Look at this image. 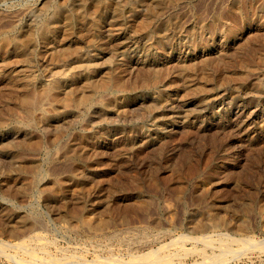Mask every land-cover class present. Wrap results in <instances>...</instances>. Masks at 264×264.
<instances>
[{"label": "rangeland", "instance_id": "obj_1", "mask_svg": "<svg viewBox=\"0 0 264 264\" xmlns=\"http://www.w3.org/2000/svg\"><path fill=\"white\" fill-rule=\"evenodd\" d=\"M41 1L0 0V38L25 36L60 14L69 21L58 35L61 56L54 63L46 61L49 50L38 39L24 55L12 51L0 59V244L42 235L48 256H76L89 264L98 257L125 261L158 252L181 236L193 237L184 242L188 250L200 246L194 238L219 233L264 242V0H45V6ZM81 10L88 16L83 26L76 19ZM149 13L150 36L142 17ZM81 54L89 58L72 64ZM88 61L92 74L85 71ZM58 66L74 72L69 93L61 97L77 89L71 96L81 99L68 109L46 87ZM35 75L30 88L25 82ZM200 84L208 95L199 93ZM24 96L32 100L27 107L35 113L30 134L36 139L15 135L17 121L3 117L14 112L19 119L15 108ZM88 97L92 102L83 107ZM169 106H177L182 119L165 121ZM57 117L61 123H55ZM234 245L240 250L241 244ZM251 249L212 264H264V248ZM194 253L182 263L203 264ZM28 259L40 261L13 248L0 252V264Z\"/></svg>", "mask_w": 264, "mask_h": 264}, {"label": "bare ground", "instance_id": "obj_2", "mask_svg": "<svg viewBox=\"0 0 264 264\" xmlns=\"http://www.w3.org/2000/svg\"><path fill=\"white\" fill-rule=\"evenodd\" d=\"M82 1V0H81ZM104 1V0H103ZM106 1H108V0H106ZM125 1V0H124ZM147 1V0H146ZM148 1H150L152 4L154 3L155 4V2L153 1V0H148ZM153 1V2H152ZM255 1V0H254ZM47 2H49V1H47ZM80 2V1H79ZM83 2V1H82ZM122 2V1H121ZM159 2V1H158ZM218 2V1H217ZM247 2V1H246ZM253 2V1H252ZM45 0L44 1H41L40 2V5H43V6H45ZM84 3V2H83ZM86 3V2H85ZM84 3V4H85ZM127 3V2H126ZM157 3V2H156ZM165 3V2H164ZM78 4V3H77ZM133 4V3H132ZM101 5H102V3H101ZM101 5H99V6H101ZM104 5H107V7H108V5H109V3L108 2H106V4H104ZM185 5V4H184ZM42 6V7H43ZM135 6V5H134ZM133 6V7H134ZM180 6V5H179ZM42 7H41V9H42ZM50 7V6H49ZM80 7V6H79ZM102 7V6H101ZM100 7V8H101ZM106 7V6H105ZM120 7V6H119ZM126 7V6H125ZM191 7V6H190ZM241 7V6H240ZM96 9L97 8V5H92L91 6V8L90 9ZM157 8L159 9V10H161L162 11V8L163 7H161V5L158 3L157 4ZM36 9H37V7H36ZM73 9V8H72ZM109 9V8H108ZM242 9V8H241ZM39 11H40V9H38ZM56 10V9H55ZM87 10H89V9H87ZM115 10V9H114ZM156 10V9H155ZM169 10V9H168ZM37 11V10H36ZM81 11H83V10H81ZM78 12L76 15V19H77V21H79L80 22V24L83 26L84 24H85V22L87 21V17L88 16H86V12ZM106 11V10H105ZM145 11V10H144ZM152 12H153V10H151ZM187 11V10H186ZM243 11V10H242ZM101 12H103V11H101ZM92 13V12H91ZM52 14V13H51ZM88 14V13H87ZM95 14V13H94ZM147 14V13H146ZM146 14H144V16H142V17H145V18H147L148 19V21L145 23V25H144V28H145V30L144 31H146V34L147 35H149L150 34V27L148 26V24H149V22H151L152 21V17H154V14H150V16L149 15H146ZM171 14V13H170ZM201 14V13H200ZM232 14V13H231ZM62 15H64V14H62ZM105 15V14H104ZM129 15V14H128ZM127 15V16H128ZM167 15V14H166ZM240 15V14H239ZM30 16V15H29ZM60 16H61V14H60ZM60 16H58V17H55L54 19H53V21H51L50 23H48V24H45L44 26H42L41 24V26L40 27H37V28H35V27H33L32 29H34L33 31H26V35L25 36H19V37H11L9 34H11V33H9V34H5V35H3V37L2 38H0L1 40H0V42H1V44H0V59L1 60H3V59H5L4 58V56H3V54H6V53H12V51L14 52L13 54H16L17 55V53L18 54H23V53H25V52H27V51H29L30 50V47L31 46H33L34 45V41H37V39H38V41L40 40V42L42 43V45H43V50H45V49H47L46 51H48L49 53V56L47 57V59H46V61L48 62V63H50V61H52L53 60V58H55L57 55V53H58V51H61V50H58L57 51V49H56V43L58 42V35H60L61 34V32H63V29H66L69 25H68V23H64V21H67V22H69L68 21V17L66 18L65 17V19H63L62 17H60ZM71 16V15H70ZM91 16H93V15H91ZM180 16V15H179ZM196 16V15H195ZM33 17V16H32ZM71 17H73V16H71ZM162 17V16H161ZM173 17V16H172ZM171 17V18H172ZM199 17V16H198ZM25 18H27V17H25ZM34 18V17H33ZM92 18V17H91ZM98 18V17H97ZM130 18V17H129ZM144 18V19H145ZM158 18H160V17H158ZM157 18V19H158ZM175 18H177V17H175ZM202 18V17H201ZM204 18V17H203ZM70 19V18H69ZM156 19V18H155ZM164 19V18H163ZM167 19H168V17H167ZM216 19V18H215ZM242 19V18H241ZM94 20V19H93ZM160 20V19H159ZM162 20V19H161ZM200 20V19H199ZM235 20V19H234ZM17 21H19V20H17ZM74 21V20H73ZM73 21L71 22V23H73ZM158 21V20H157ZM162 21H164V20H162ZM186 21V20H185ZM208 21V20H207ZM92 22V21H91ZM91 22H90V24H91ZM121 22V21H120ZM142 22V21H141ZM164 22H166V21H164ZM173 22V21H172ZM184 22V21H183ZM195 22V21H194ZM198 22V21H197ZM225 22H227V21H225ZM42 23V22H41ZM78 23V22H77ZM76 23V24H77ZM95 23V22H94ZM93 23V24H94ZM112 23H114V21L112 22ZM111 23V24H112ZM156 23V22H155ZM154 23V24H155ZM241 23H242V21H241ZM13 24V23H12ZM16 24H18V23H16ZM44 24V23H43ZM110 23H108L107 25H109ZM118 24V23H117ZM151 24H152V22H151ZM158 24V23H157ZM200 24V23H199ZM239 24V23H238ZM78 25V24H77ZM80 25V26H81ZM88 25V24H87ZM120 25V24H119ZM150 25V24H149ZM153 25V24H152ZM156 25V24H155ZM163 25V24H162ZM181 25V24H180ZM202 25V24H201ZM17 26V25H16ZM112 26V25H111ZM193 26V25H192ZM224 26V25H223ZM29 27L30 26H28V29H29ZM93 27V26H92ZM99 26H97V28L96 29H94V30H96V32L99 30V28H98ZM102 26H100V28H101ZM109 27V26H108ZM118 27V26H117ZM161 27V26H160ZM218 27V26H217ZM12 28V27H11ZM151 28H153V26L151 27ZM223 28V27H222ZM10 29V28H9ZM8 29V30H9ZM14 29V28H13ZM31 29V28H30ZM69 29V28H68ZM140 29V28H139ZM143 29V28H142ZM155 29V28H154ZM172 29V28H171ZM2 30V29H1ZM108 30V29H107ZM4 31V30H3ZM5 32H6V30H5ZM70 32L71 31H69V34H70ZM187 32V31H186ZM24 33V32H23ZM65 33V32H64ZM107 33H109V32H107ZM106 33V34H107ZM111 33H112V31H111ZM69 34L67 35V33L65 34V36H68L69 37ZM73 34V33H72ZM153 34V33H152ZM180 34V33H179ZM184 34V33H183ZM94 35V34H93ZM146 35V36H147ZM195 35V34H194ZM193 35V36H194ZM223 35V34H222ZM64 36V37H65ZM98 36V35H97ZM108 36V35H107ZM112 36V35H111ZM141 36V35H140ZM150 36V35H149ZM173 36V35H172ZM1 37V36H0ZM60 37H62V36H60ZM67 37V38H68ZM148 37V36H147ZM152 37V36H151ZM161 37V36H160ZM77 39V38H76ZM62 40H63V38H62ZM71 40V39H70ZM173 40V39H172ZM60 41V40H59ZM64 41V40H63ZM124 41V40H123ZM158 41V40H157ZM61 42V41H60ZM148 43V42H147ZM123 44H125V43H123ZM129 44H130V42H129ZM128 44V45H129ZM37 44H35V46H36ZM64 45V44H63ZM74 45H76V43L74 44ZM101 45V44H100ZM127 45V44H126ZM68 46V45H67ZM70 46V45H69ZM41 47V46H40ZM126 47V46H125ZM131 47V46H130ZM250 47V46H249ZM32 48V47H31ZM35 48V47H34ZM62 48V47H61ZM69 48V47H68ZM64 49V48H63ZM31 50H33V49H31ZM35 50V49H34ZM65 50V49H64ZM64 50H62V52L61 53H63L64 52ZM66 50H67V48H66ZM223 50V49H222ZM51 51V52H50ZM72 51H74V50H72ZM113 51V50H112ZM44 52V51H43ZM75 52V51H74ZM226 52V51H225ZM31 53H33V52H31ZM60 53V52H59ZM58 53V55H60ZM67 53H68V51H67ZM69 53H71V52H69ZM160 53V52H159ZM245 53V52H244ZM254 53V52H253ZM27 54V53H26ZM25 54V55H26ZM28 54H30V53H28ZM78 54V53H77ZM152 54V53H151ZM164 54V53H163ZM228 54V53H227ZM247 54V53H246ZM12 55V54H11ZM24 55V54H23ZM33 55H34V53H33ZM39 55V54H38ZM73 55V54H72ZM124 55V54H123ZM150 55V54H149ZM9 56V55H8ZM30 56H32L31 54H30ZM61 56V55H60ZM59 56V57H60ZM160 56V55H159ZM165 56V55H164ZM215 56V55H214ZM7 57V56H6ZM21 57V56H20ZM64 57H66V56H64ZM8 58V57H7ZM12 58V57H11ZM24 58V57H23ZM30 58H32V57H30ZM58 58V57H57ZM71 58V57H70ZM89 57H87V56H85V55H77V57L74 59V61L72 62V64L73 63H76V62H80L81 60H85L86 61V59H88ZM142 58V57H141ZM153 58V57H152ZM160 58H163V57H160ZM93 59V58H92ZM127 59V58H126ZM0 60V61H1ZM33 60V59H32ZM110 60V59H109ZM200 60V59H199ZM241 60V59H240ZM6 61H8V60H6ZM65 61V60H64ZM113 61V60H112ZM120 61V60H119ZM121 61H122V59H121ZM154 61H156V60H154ZM201 61V60H200ZM208 61V60H207ZM227 61V60H226ZM4 62H5V60H4ZM32 62V61H31ZM55 61L53 60V63H54ZM57 62V61H56ZM93 62V61H92ZM158 62V61H157ZM190 62H192V61H190ZM12 63V62H11ZM61 63V62H60ZM68 63V62H67ZM88 63H89V65L91 66V67H88V66H86V67H88V68H84V66H83V68L85 69V71H87V73L86 74H92L93 73V70L91 69L93 66L92 65H94V64H91V62H89L88 61ZM188 63V62H187ZM192 63H194V64H196L195 62H192ZM206 63V62H205ZM205 63H203V64H205ZM264 63V62H263ZM14 64V63H13ZM17 64V63H16ZM20 64V63H19ZM36 64V63H35ZM57 64V63H56ZM178 64V63H177ZM6 65V64H5ZM76 65V64H75ZM79 65L80 64H78V66L77 67H79ZM84 65V64H83ZM86 65H87V63H86ZM187 65V64H186ZM198 65H199V63H198ZM201 65V64H200ZM207 65H208V63H207ZM258 65V64H257ZM181 66H183V65H181ZM180 66V67H181ZM189 66V65H188ZM187 66V67H188ZM193 66V65H192ZM245 66V65H244ZM12 67V66H11ZM41 67H43V66H41ZM40 67V68H41ZM67 67V66H66ZM66 67H64V68H62L61 66H58V67H56V75H55V77L54 78H52L51 80L52 81H50V79H49V81H50V83H48V82H46V83H48L47 84V89H48V91L49 92H53V91H57V93H58V95L57 96H55V94H54V98L56 97V99H57V101L64 107V108H66V109H68L67 107H69V106H71L73 103H76L77 101H80L81 99H78L76 102H75V100L76 99H74V96H75V94H74V96H71V95H73L72 94V92H74L75 91V93H76V90H71V89H69L70 91H72L71 92V94L69 95V98H67V96H66V98H62L61 97V92L63 93H65V94H67V92L69 93V91H66V89H68V88H70L72 85L70 84V82H71V79H72V76L74 75V72H73V69L71 70V69H69V68H67L66 69ZM153 67V66H152ZM151 67V68H152ZM190 67V66H189ZM205 67V66H204ZM203 67V68H204ZM254 67V66H253ZM263 67V66H262ZM46 68V67H45ZM81 67H79V69H80ZM96 68V67H95ZM186 68V67H185ZM196 68V67H195ZM203 68H201L202 70L201 71H205V69L203 70ZM206 68V67H205ZM207 68H209V66L207 67ZM242 68V67H241ZM259 68V67H258ZM13 69V68H12ZM30 69V68H29ZM55 69V68H54ZM74 69H76V68H74ZM78 69V68H77ZM126 69V68H125ZM182 69V68H181ZM191 69V68H190ZM210 69V68H209ZM218 69H220L219 67H218ZM217 69V70H218ZM246 69H247V67H246ZM262 69V68H261ZM18 70V69H17ZM34 70V69H33ZM98 70V69H97ZM195 70V69H194ZM200 70V69H199ZM221 70V69H220ZM236 70V69H235ZM234 70V71H235ZM239 70H241V69H239ZM51 71V70H50ZM52 71H53V69H52ZM78 71V70H77ZM81 71V70H80ZM187 71V70H186ZM185 71V72H186ZM197 71V70H196ZM242 71H244V70H242ZM30 72V71H29ZM54 73L53 74H55V70L53 71ZM183 72V71H182ZM188 72V71H187ZM186 72V73H187ZM192 72V71H191ZM190 72V73H191ZM207 72V71H206ZM220 71H218V73H219ZM223 72V71H222ZM233 72V69H232V71H231V73ZM239 72V71H238ZM245 72V71H244ZM31 73H33L32 72V70H31ZM30 73V74H31ZM78 73V72H77ZM189 73V72H188ZM207 73H209V72H207ZM217 73V74H218ZM226 73V72H225ZM151 74V73H150ZM192 74H194V73H192ZM212 74V73H211ZM224 74V73H223ZM223 74H221V75H219V76H222ZM227 74V73H226ZM226 74H225V76H226ZM239 74V73H238ZM251 74V73H250ZM51 75V74H50ZM152 75V74H151ZM186 75V74H185ZM198 75V74H197ZM203 75H204V72H203ZM229 75V74H228ZM239 75H241V74H239ZM54 76V75H53ZM155 76V75H154ZM157 76H159V75H157ZM157 76H156V78H157ZM196 76V75H195ZM201 76V75H200ZM210 75H208V77H209ZM264 76V75H263ZM41 77V76H40ZM52 77V76H51ZM76 77V76H75ZM160 77V76H159ZM228 77V76H227ZM245 77V76H244ZM47 78V77H46ZM87 78V77H86ZM148 78H150V77H148ZM183 78V77H182ZM193 78V77H192ZM213 78V77H212ZM212 78H210V79H212ZM224 78V77H223ZM230 78H232V77H230ZM234 78H237V77H235L234 76ZM240 78L241 79H243L242 78V76H240ZM247 78V77H246ZM245 78V79H246ZM262 78V77H261ZM38 79V78H37ZM36 75L35 76H33V77H30L28 80H26V85L27 86H32V84H34L35 82H36ZM74 79V78H73ZM92 79V78H91ZM98 79V78H97ZM100 79H102V78H100ZM196 79V78H195ZM198 79V78H197ZM202 79V78H201ZM209 79V78H208ZM209 79V80H210ZM222 79V78H221ZM228 79H229V77H228ZM150 80H152V79H150ZM154 80H157V79H155L154 78ZM172 80V79H171ZM205 80V79H204ZM225 80H226V78H225ZM233 80V79H232ZM235 80V79H234ZM240 80V79H239ZM238 80V81H239ZM247 80V79H246ZM245 80V81H246ZM257 80V79H256ZM2 81V80H1ZM39 81V80H38ZM89 81V80H88ZM92 81V80H91ZM141 81V80H140ZM174 81V80H173ZM176 82H178L177 80H175ZM186 81V80H185ZM191 81V80H190ZM192 81H194L193 79H192ZM191 81V82H192ZM196 81V80H195ZM207 81V80H206ZM212 81V80H211ZM222 81H224L223 79H222ZM229 82H230V80H228ZM40 82V81H39ZM76 82V81H75ZM90 82V81H89ZM148 82H150V81H148ZM197 82V81H196ZM202 82V81H201ZM228 82V83H229ZM234 82V81H233ZM232 82V83H233ZM244 82V81H243ZM247 82V81H246ZM245 82V83H246ZM6 83V82H5ZM45 83V82H44ZM169 83V82H168ZM187 83V82H186ZM189 83V82H188ZM187 83V85L189 86L190 84H188ZM198 83V82H197ZM204 83H206V82H204ZM208 83H209V81H208ZM221 83V82H220ZM223 83V82H222ZM221 83V84H222ZM237 83V82H236ZM235 83V84H236ZM239 83V82H238ZM12 84H13V82H12ZM41 84V83H40ZM42 84H43V82H42ZM85 84H87V81H86V83ZM89 84V83H88ZM88 84H87V87H89L90 88V86H91V83H90V86H88ZM107 84H109V83H107ZM113 84V83H112ZM150 84V83H149ZM182 84V83H181ZM185 84V83H184ZM196 84V83H195ZM224 84V83H223ZM44 85V84H43ZM81 85V84H80ZM83 85V84H82ZM81 85V86H82ZM153 85V84H152ZM215 85H216V83H215ZM245 85V84H244ZM257 85V84H256ZM86 86V85H85ZM154 86H156V85H154ZM175 86H178V85H175ZM201 86V84L199 85V87L197 88L196 86V88H197V90L199 91V93H202V95H204V94H207L205 91L206 90H204V87H200ZM223 86V85H222ZM264 86V85H263ZM17 87V86H16ZM34 87V86H33ZM38 87V86H37ZM75 87V86H74ZM77 87H78V85H77ZM83 87H84V85H83ZM86 87V88H87ZM93 87H94V85H93ZM116 87V86H115ZM115 87H112V89L113 88H115ZM194 87V89L196 90V88ZM212 87V86H211ZM210 87V88H211ZM215 87H218V86H215ZM220 87V86H219ZM224 87V86H223ZM222 87V88H223ZM242 87H244V86H242ZM241 87V88H242ZM245 87H247V86H245ZM8 88V87H7ZM18 88V87H17ZM22 88V87H21ZM31 88V87H30ZM45 88V87H44ZM44 88H42V89H44ZM80 88V87H79ZM78 88V89H79ZM82 88V87H81ZM107 88H109V86L107 87ZM117 88H119V87H117ZM148 88V87H147ZM176 88V87H175ZM178 88H179V86H178ZM177 88V89H178ZM193 88V87H192ZM192 88H191V90H192ZM214 88V87H213ZM14 89V88H13ZM110 89V88H109ZM193 89V90H194ZM206 89V88H205ZM207 89H209V88H207ZM214 89H217V88H214ZM223 89H225V88H223ZM227 89V88H226ZM237 89V88H236ZM249 89V88H248ZM17 90V89H16ZM15 90V91H16ZM86 90V89H85ZM89 90V89H88ZM92 90V89H91ZM91 90H89V91H91ZM106 90H108V89H106ZM151 90V89H150ZM185 90V89H184ZM196 90V91H197ZM218 90V89H217ZM228 90V89H227ZM24 91V90H23ZM81 92H82V90H80ZM84 91V90H83ZM97 91V90H96ZM95 91V92H96ZM99 91V90H98ZM111 91V90H110ZM152 91V90H151ZM190 91V90H189ZM188 91V92H189ZM208 91V90H207ZM212 91V90H211ZM234 91V90H233ZM34 92H36V91H34ZM33 92V93H34ZM48 92V93H49ZM86 92V91H85ZM85 92H83V94L85 93ZM94 92V91H93ZM170 92V91H169ZM213 92V91H212ZM215 92V91H214ZM226 92V91H225ZM229 92H230V90H229ZM237 92H238V90H237ZM241 92V91H240ZM21 93V92H20ZM19 93V94H20ZM43 93H45V91H43ZM51 93H50V96H53V94L51 95ZM56 93V94H57ZM125 93V92H124ZM158 93V92H157ZM191 93V92H190ZM227 93V92H226ZM226 93H225V95H226ZM1 94V93H0ZM42 94V92L40 93V96H42L41 95ZM46 94V93H45ZM77 94H78V96H79V92L77 91ZM101 94V93H100ZM116 94V93H115ZM195 94V93H194ZM211 94V93H210ZM230 94H231V92H230ZM237 94V93H236ZM240 94V93H239ZM239 94H237V95H239ZM46 95H48V94H46ZM99 95V94H98ZM110 95V94H109ZM114 95V94H113ZM208 95V94H207ZM21 96V95H20ZM29 96V95H28ZM27 96V97H28ZM38 96V95H37ZM71 96V97H70ZM88 96V95H87ZM86 96V97H87ZM112 96V95H111ZM125 96V95H124ZM180 96V95H179ZM242 96V95H241ZM253 96V95H252ZM5 97V96H4ZM26 96H24V98L23 99H21V101H20V103H18L19 105H17L16 106V114H18V116L20 117L19 119L18 118H15V114H14V112H12V113H8L6 116H3V117H5L6 118V120H9V121H11V122H14L15 120L17 121V122H15V124H16V126H14V128L13 129H15V127L17 128V130H16V132H14V134L15 135H21V136H25V137H31V135L32 134H30V128L32 127V125L33 124H35L36 123V121H34V114L35 113H33L31 110H30V107L28 108L27 106L31 103V101L32 100H27L26 98H27ZM76 97V96H75ZM80 97H81V95H80ZM84 97H85V95H84ZM84 97H83V99H84ZM91 97V96H90ZM90 97H88L87 98V100L86 101H84V102H82V103H84L85 104V106H83V107H86L87 105H89L91 102H92V98H90ZM95 97H98V96H95ZM122 97V96H121ZM185 97V96H184ZM212 97V96H211ZM213 97H214V95H213ZM219 97V96H218ZM221 97H222V95H221ZM230 97H231V95H230ZM245 97V96H244ZM261 97V96H260ZM44 98V97H43ZM46 98V97H45ZM112 98V97H111ZM110 98V99H111ZM204 98V97H203ZM215 98H217V97H215ZM214 98V99H215ZM229 98V97H228ZM232 98V97H231ZM234 98V97H233ZM236 98V97H235ZM31 99V98H30ZM36 99V98H35ZM95 99V98H94ZM104 99V98H103ZM106 99V98H105ZM115 99V98H114ZM202 99V98H201ZM227 99V98H226ZM41 100V99H40ZM85 100V99H84ZM97 100V99H96ZM207 100H208V98H207ZM233 100V99H232ZM241 100V99H240ZM15 101V100H14ZM37 101V100H36ZM57 101H56V103H57ZM94 101V100H93ZM112 102H114L115 103V101H113V100H111ZM242 101V100H241ZM81 102V101H80ZM95 102V101H94ZM98 102V101H97ZM103 102V101H102ZM110 102V101H109ZM215 102V101H214ZM33 103H35V102H33ZM44 103H45V101H44ZM54 103V102H53ZM79 103V102H78ZM77 103V104H78ZM105 103V102H104ZM124 103H125V101H124ZM199 103V102H198ZM40 104V103H39ZM43 104V103H42ZM47 104V103H46ZM58 104V103H57ZM80 104V103H79ZM76 105V107L77 106H81V105ZM108 104V103H107ZM107 104H105V105H107ZM110 104H111V102H110ZM113 104V103H112ZM173 104V103H172ZM171 104V105H172ZM175 104V103H174ZM5 105H6V103H5ZM177 105V104H176ZM33 106H35V105H33L32 104V109H34L35 107H33ZM49 106V105H48ZM122 106V105H121ZM178 106V105H177ZM176 106V107H177ZM6 107V106H5ZM8 107V106H7ZM15 107V106H14ZM47 107V106H46ZM75 107V106H74ZM82 107V108H83ZM90 107V106H89ZM108 107H109V104H108ZM124 107V106H123ZM170 108H168L166 111H167V114H166V111H165V121H177L176 119H178V118H180V119H182V117L180 116V117H178V115H176V114H179V112H177L176 111V107H174V106H169ZM28 108V109H27ZM41 108V107H40ZM48 108H50V107H48ZM69 108H71V107H69ZM73 108V107H72ZM156 108V107H155ZM38 109V108H37ZM42 109V108H41ZM63 109V108H62ZM73 109H75V108H73ZM78 109V108H77ZM123 109H126V108H123ZM151 109V108H150ZM35 110V109H34ZM86 110V109H85ZM108 110V109H107ZM14 111V110H13ZM44 111V110H43ZM75 111V110H74ZM106 111V110H105ZM156 111V110H155ZM4 112V111H3ZM10 112H11V110H10ZM36 112V111H35ZM38 112V111H37ZM66 112V111H65ZM77 112V111H76ZM2 113V112H1ZM42 113H44V112H42ZM46 113V112H45ZM106 113V112H105ZM108 113V112H107ZM151 113V112H150ZM161 114V113H160ZM164 114V113H163ZM48 115V114H47ZM121 115V114H120ZM1 116V115H0ZM63 116V115H62ZM47 117V116H46ZM73 117V116H72ZM4 118V119H5ZM59 118L60 117H57L56 119H55V123L57 122H60L61 120H59ZM63 118V117H62ZM75 118V117H74ZM73 118V119H74ZM109 118V117H108ZM155 118V117H154ZM164 118V117H163ZM162 118V119H163ZM1 119V118H0ZM40 119V118H39ZM93 119V118H92ZM92 119H90V123L92 122ZM175 119V120H174ZM183 119H184V117H183ZM3 120V119H2ZM14 120V121H13ZM186 120H188V119H186ZM38 121V120H37ZM45 121V120H44ZM70 121V120H69ZM84 121V120H83ZM3 122H5V120L3 121ZM35 122V123H34ZM181 122V121H180ZM0 123H1V121H0ZM38 123H39V121H38ZM54 123V124H55ZM61 123V122H60ZM92 123H94V122H92ZM91 123V124H92ZM8 124V123H7ZM2 125V124H1ZM51 125H53V124H51ZM88 125V124H87ZM90 125V124H89ZM88 125V126H89ZM10 126V125H9ZM8 126V127H9ZM12 127V126H11ZM34 127V126H33ZM49 127V126H48ZM63 127V126H62ZM88 128V127H87ZM93 128V127H92ZM66 129H67V127H66ZM105 130V129H104ZM8 131V130H7ZM12 130H10L9 132H11ZM159 131V130H158ZM8 132V133H9ZM13 132V131H12ZM12 132L10 133L11 135H13L12 134ZM50 133V132H49ZM112 133H114V132H112ZM33 134H34V132H33ZM15 135H13V136H15ZM1 136V138H2V135H0ZM33 136V135H32ZM84 136V135H83ZM122 136V135H121ZM152 136V135H151ZM11 137V136H10ZM9 137V138H10ZM24 137V138H25ZM34 137V136H33ZM42 137V136H41ZM50 137V136H49ZM20 138V137H19ZM35 138V137H34ZM14 139V138H13ZM36 139V138H35ZM42 139V138H41ZM59 139H60V137H59ZM44 140V139H43ZM29 141H30V139H29ZM38 141V140H37ZM7 142V141H6ZM5 142V143H6ZM14 142V141H13ZM16 142V141H15ZM19 142V141H18ZM23 142V141H22ZM36 142V141H35ZM44 142V141H43ZM49 142H50V140H49ZM56 142V141H55ZM71 142V141H70ZM7 143H9V142H7ZM37 143V142H36ZM41 143V142H40ZM34 144V143H33ZM47 144V143H46ZM3 145V144H2ZM17 145H19V144H17ZM41 144H39V146H40ZM8 146H10V145H8ZM24 146V145H23ZM36 146V145H35ZM38 146V147H39ZM54 147V146H53ZM68 147V146H67ZM22 148V147H21ZM32 148V147H31ZM30 148V149H31ZM41 148V147H40ZM48 148V147H47ZM69 148V147H68ZM88 148V147H87ZM71 149V148H70ZM43 150V149H42ZM19 151V150H18ZM35 151V150H34ZM39 151V150H38ZM91 151V150H90ZM21 152V151H20ZM25 152V151H24ZM47 152V151H46ZM17 153H19V152H17ZM34 153V152H33ZM72 153V152H71ZM81 153V152H80ZM25 154V153H24ZM56 154V153H55ZM68 154V153H67ZM77 154V153H76ZM79 154V153H78ZM18 155H20V154H18ZM17 156V155H16ZM20 157H22L21 155H20ZM24 157V156H23ZM25 157H26V155H25ZM83 157H84V155H83ZM28 158V157H27ZM93 158V157H92ZM19 159V158H18ZM32 160V159H31ZM39 161V160H38ZM43 161H44V159H43ZM37 162V161H36ZM32 163V162H31ZM49 163V162H48ZM87 163V162H86ZM21 164V163H20ZM76 164V163H75ZM194 164V163H193ZM17 165V164H16ZM37 165V164H36ZM84 165V164H83ZM195 165V164H194ZM23 165H21V167H22ZM38 166V165H37ZM36 166V167H37ZM75 166V165H74ZM77 167V166H76ZM194 167V166H193ZM24 168V167H23ZM17 171V170H16ZM25 171V170H24ZM34 171V170H33ZM41 172V171H40ZM39 172V173H40ZM44 173V172H43ZM10 175V174H9ZM4 177V176H3ZM40 177V176H39ZM38 178V177H37ZM89 178V177H88ZM156 179V178H155ZM184 179V178H183ZM41 180V179H40ZM45 180V179H44ZM82 181V180H81ZM186 181V180H185ZM44 182V181H43ZM154 183H155V181H154ZM92 184V183H91ZM180 185V184H179ZM82 186V185H81ZM89 186V185H88ZM68 187V186H67ZM36 188V187H35ZM75 188V187H74ZM91 189V188H90ZM60 190V189H59ZM32 191V190H31ZM71 191V190H70ZM60 192V191H59ZM16 193V192H15ZM86 193V192H85ZM24 194V193H23ZM22 195V194H21ZM20 195V196H21ZM22 196H24V195H22ZM42 196V195H41ZM14 197V196H13ZM18 199V198H17ZM35 206V205H34ZM20 209V208H19ZM16 210H18V209H16ZM35 215H36V213H35ZM70 215V214H69ZM30 216H31V214H30ZM66 216V215H65ZM69 217V216H68ZM37 219V218H36ZM38 220V219H37ZM37 220H36V222L35 223H38L37 222ZM40 222V221H39ZM42 223H44V222H42ZM45 224V223H44ZM36 225V224H35ZM201 228V227H200ZM48 229V228H47ZM43 230V229H42ZM41 230V231H42ZM40 231V232H41ZM147 232V231H146ZM96 234V233H95ZM167 234V233H166ZM29 235V234H28ZM112 236V235H111ZM110 236V237H111ZM143 236V235H142ZM43 238V240H42V238ZM41 237H40V235H37V234H34V235H30L28 238L26 237V239H25V237H24V239L23 240H19V242H16V243H13V244H8V243H2V241H4V240H2L1 241V244H0V252H4V251H6V249H14L15 251H21L22 253H25V255H27V256H29V258L30 259H33V261H36L37 259H40V261H39V263L38 264H78V263H81V262H83L84 264H86V262H84L83 261V259H81V258H78V257H76V256H74V257H64V258H55L54 256V258L53 257H51V256H48V254H47V251H46V249H45V243H44V237L41 235ZM113 237H114V235H113ZM146 237V236H145ZM23 238V237H22ZM122 238V237H121ZM170 238V237H169ZM193 238V237H192ZM192 238H189V237H187V236H181V237H178V238H176V239H174L168 246H166V245H163V247H162V249H160V250H157L158 252H150V253H144V255H141V256H138V255H135V256H130V258L128 259V260H123V259H117V258H114V257H112L111 259L109 258L108 260H98V258H95L96 260H93L92 262H89V264H152V262L154 263V262H162V263H167V264H184V263H182V259L185 257V256H187V255H189L190 253H194V252H196L200 257H202V260H203V264H208V263H220V262H223V261H226L227 260V258L230 256V255H232V256H235V255H237V254H239V253H243V252H245V250H248V249H251V248H254V247H257V249L258 248H264V242H256V241H253V240H250V239H248V240H237V239H235V238H232V237H230V235L228 236L227 234L225 235V234H222V235H220V233H219V236H198L197 238H194V241H196L197 242V244L199 243V245L200 246H198L197 248H194V249H185V247H184V242L185 241H188L189 239H192ZM1 239V238H0ZM4 239V238H3ZM43 242H42V241ZM157 240V239H156ZM193 240V239H192ZM50 242V241H49ZM45 245H44V244ZM168 243V242H167ZM235 243H239V244H241V247H239V245H238V249L240 248V250H233V248H232V246L235 244ZM32 244H34L33 246L34 247H31L32 246ZM166 244V243H165ZM194 244V243H193ZM195 245V244H194ZM235 246V245H234ZM161 248V247H160ZM213 249H219V251L218 252H215V251H213ZM236 249V248H235ZM256 249V248H255ZM209 250H212L211 251V253L209 252ZM252 250V249H251ZM263 250V249H262ZM255 252V251H254ZM21 254V253H20ZM195 254V253H194ZM262 254V253H261ZM72 255V254H71ZM4 256H6V255H4ZM63 257V256H62ZM15 258V257H14ZM24 258V257H23ZM84 258V257H83ZM104 258V257H103ZM123 258V257H122ZM22 259V258H21ZM20 259V260H21ZM85 259V258H84ZM107 259V258H106ZM25 259H23L22 261H24ZM201 260V259H200ZM201 260V261H202ZM229 260V259H228ZM231 260V259H230ZM18 261H19V259H18ZM86 261V260H85ZM12 262V261H11ZM27 264H35V263H33L32 261H30L29 259L28 260H26L25 261ZM184 262V261H183ZM21 263V262H20ZM201 263V262H200ZM224 263V262H223ZM194 264V263H193ZM202 264V263H201Z\"/></svg>", "mask_w": 264, "mask_h": 264}]
</instances>
